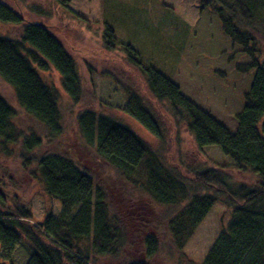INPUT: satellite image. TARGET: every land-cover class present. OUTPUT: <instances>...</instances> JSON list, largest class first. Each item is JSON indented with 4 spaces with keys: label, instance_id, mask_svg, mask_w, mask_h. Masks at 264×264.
Masks as SVG:
<instances>
[{
    "label": "trees",
    "instance_id": "trees-1",
    "mask_svg": "<svg viewBox=\"0 0 264 264\" xmlns=\"http://www.w3.org/2000/svg\"><path fill=\"white\" fill-rule=\"evenodd\" d=\"M56 1L64 7L70 4V0ZM200 8L217 16L224 35L247 57L236 64L237 73L254 71L235 132L188 98L175 81L147 65L131 43L120 42L107 22L102 39L106 49L120 50L130 67L123 69L122 77L114 75L127 94L129 116L166 147L173 131L185 127L200 151L219 146L233 161L232 171L247 181L236 180L222 167L168 164L152 144L109 114L85 108L76 122L84 142L117 171L124 184L173 208L158 222L165 224L174 250L183 253L199 224L222 202L231 210L229 218L222 221L198 264H264V0H200ZM0 22L22 25L18 37L0 35V78L13 89L21 110L46 133L44 137L18 126L17 109L0 93V155L15 156L13 147H18L25 178L38 179L61 204L59 214L48 212L43 220L33 221L31 204L20 194L22 186L18 191L9 171L0 165V264H15L19 245L30 254L26 264H152L160 248L157 231L142 238L144 258L131 257L128 215L116 212L107 188L62 149L39 152L46 139L55 140L63 133L60 92L40 71H57L62 88L78 105L83 87L73 55L49 26L26 21L21 10L3 0ZM215 72L226 76L224 71ZM137 76L140 86L135 87L129 79ZM122 194L132 198L128 191Z\"/></svg>",
    "mask_w": 264,
    "mask_h": 264
},
{
    "label": "rangeland",
    "instance_id": "rangeland-1",
    "mask_svg": "<svg viewBox=\"0 0 264 264\" xmlns=\"http://www.w3.org/2000/svg\"><path fill=\"white\" fill-rule=\"evenodd\" d=\"M22 11L25 20L42 23L62 40L73 55L83 87V99L73 104L69 94L61 86L57 71H40L49 85L58 88L62 112L63 133L55 139H46L40 154L47 149H62L83 167L87 168L109 191L116 212L128 215L127 245L131 244V257L143 259L142 238L157 231L160 248L152 264H198L218 236L222 221L229 218L230 208L217 202L199 224L183 253L172 247L170 234L160 216H167L173 208L160 205L146 194L133 191L124 184L117 171L104 162L95 149L89 147L80 135L76 117L85 108L109 114L129 126L152 144L166 163L180 161L190 168L207 169L222 167L238 181L248 179L233 170V161L217 145L200 151L191 133L183 126L173 131V139L166 147L139 121L125 112L127 94L117 83L114 75H120L130 67L124 54L108 50L102 39L104 22L111 25L120 42L131 43L142 60L175 81L181 91L203 109L212 113L229 130H237V114L244 104L254 71L247 75L237 73V63L247 61L239 46H233L224 35L217 16L209 9L201 10L200 0H70L68 7L56 0H3ZM41 9L42 14L35 11ZM22 25L0 22V35L18 37ZM124 69V70H123ZM215 70L226 72L220 77ZM141 77L129 79L135 87ZM125 83V79H122ZM132 85V86H133ZM0 93L17 109L15 122L24 130H34L46 137L42 125L28 117L19 107L13 89L0 78ZM177 136V139H175ZM15 156L0 155V165L9 171L17 190L31 204L33 221L43 220L46 213L59 214L60 202L52 199L42 182H30L22 171L18 147ZM26 181V184L24 181ZM29 183V184H28ZM126 186V188L124 187ZM125 189V190H124ZM128 191L132 198L126 199L122 192ZM29 252L17 247L13 261L26 264Z\"/></svg>",
    "mask_w": 264,
    "mask_h": 264
}]
</instances>
